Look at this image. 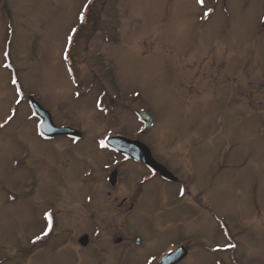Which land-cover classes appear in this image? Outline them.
<instances>
[{
	"label": "rangeland",
	"instance_id": "obj_1",
	"mask_svg": "<svg viewBox=\"0 0 264 264\" xmlns=\"http://www.w3.org/2000/svg\"><path fill=\"white\" fill-rule=\"evenodd\" d=\"M29 96L77 146L36 136ZM118 133L178 182L137 191L145 171L128 162L108 194L95 138ZM91 212L101 236L82 247ZM120 234L140 243L113 246ZM183 241L178 264H264V0H0V264H141Z\"/></svg>",
	"mask_w": 264,
	"mask_h": 264
},
{
	"label": "flooded vegetation",
	"instance_id": "obj_2",
	"mask_svg": "<svg viewBox=\"0 0 264 264\" xmlns=\"http://www.w3.org/2000/svg\"><path fill=\"white\" fill-rule=\"evenodd\" d=\"M148 131H146V132H148ZM146 132L140 133V134H145ZM109 136L110 137L111 136L112 137H126V138H129V139H135V140L139 141L140 143L145 144L144 142H142L141 140H139L137 138V135H133V137H130V136H127L126 134H122V133H120V134L119 133L118 134H107L106 136H104V138H103V136H101L99 138H95V145H96L97 149L99 151H106L108 153V155L110 156V158H111L109 164L103 165L104 170H109V173L106 174L105 177H104L105 182L108 184V188H107L108 189L107 190V193L108 194H111L112 195L111 190H113V189L119 190L121 188L122 182H121V179H120V182L118 180V177H119L118 167L124 166L128 162L138 165L140 168H142L145 171L144 173H142L139 176L138 180L135 181V186L137 187V191H139V189L143 185L147 184L148 182H150L153 179H156L159 182H161L163 184H166V185H169L171 183H175V182L177 183L178 182L176 179H172V178L171 179H165L158 172L153 171L148 165H146V164H144L142 162H139V161H137V160H135L133 158H130L127 155L121 153L120 151H117L115 149H111V148L106 147L103 142ZM55 137H57V136H55ZM55 137H53V138H46V139L45 138H41V139L43 141H50V140L55 139ZM62 137H64V138H66V139L69 140L70 147L77 146V143H79L80 140H82V137H81L80 134H76L74 136L73 135L72 136L62 135ZM153 159L156 160V158H154V157H153ZM156 161L161 164V161H159L158 159ZM85 163L86 164H84V165H85V168L86 169H85L84 173L82 174V177L88 178V177L91 176V178H94L95 173H94L93 166L89 162H87V161ZM81 183H84V182L83 181L79 182V184H81ZM178 186H180V187H178V190H177V192L175 194V199H177V198H180L181 199V197L183 195H185V194L187 195V193L184 192L185 191V189H184L185 187L183 186V183L181 181H179ZM96 195H97V192L95 191V188L89 187L87 193L85 194V196L83 198L84 199V204H86L88 210H90V211H94V209H95L94 204L92 202H93V199L95 198ZM113 198L114 199H117V198L119 199L118 204L121 203L122 205H124V202H127L128 205L134 204V206H135V204H136V198H131L130 200L127 199V198H125V197H122L121 198L119 196H113ZM134 206L130 207V209H128L127 211H130ZM92 213L93 212H91V216L89 217L90 225L92 227L91 234L89 235L87 232H83L77 238L78 244H80L82 247L88 246V243H89L90 238H92V239H98L101 236L100 225H98V223H97V221L95 219V216ZM221 218H219V219L221 220ZM223 224H224V222H223ZM53 227H56V221L55 222H52L51 229ZM219 231L221 233V229H219ZM84 235L86 236V238H84V240H80L81 237L84 236ZM113 242H114L113 246L114 245H121V244L122 245H125V246H130L132 244H137V243L139 244L140 243V239L138 238V236H130L128 238H125V237H123L120 234V235L114 237V241ZM180 245H183V246L186 247L187 253H186V255H184V257H186L188 255L189 251H190L189 248L187 247V246H190L188 243H186L184 241H183V243H180V242L179 243L170 242V243H168L165 246V249L160 250V253L158 255L151 254V255H148L147 257H145V259L143 260V262L141 264H158L159 260L166 253H168L169 251L173 250L174 248H176V247H178ZM102 250L105 251V248L104 247L103 248L97 247V248H94L91 251V253L93 254V253L96 252V253L101 254ZM181 260H179L175 264L180 263ZM139 263H140V261H139ZM128 264H136V262L135 263L134 262H131V263H128Z\"/></svg>",
	"mask_w": 264,
	"mask_h": 264
},
{
	"label": "water",
	"instance_id": "obj_3",
	"mask_svg": "<svg viewBox=\"0 0 264 264\" xmlns=\"http://www.w3.org/2000/svg\"><path fill=\"white\" fill-rule=\"evenodd\" d=\"M32 103L33 109L36 111V113L41 118L42 122L39 126V130L42 134L53 136L57 134H64V133H74L75 131L71 128H55L51 124L50 116L47 112H45L33 99H30ZM139 115L142 117L143 121L145 122V128L143 131H145L151 124V117L145 112L140 111ZM108 142V141H107ZM119 145L112 146L116 148L119 151H123L128 153L129 155L133 156L135 159L144 162L151 166L154 170L158 171L160 175L167 179H175V177L172 175L171 172H169L165 167H163L161 164H159L157 161L153 159L151 156L149 148L138 141H128L126 139H119L118 140ZM174 261V258L169 259L168 261H163L165 264L172 263Z\"/></svg>",
	"mask_w": 264,
	"mask_h": 264
},
{
	"label": "bare ground",
	"instance_id": "obj_4",
	"mask_svg": "<svg viewBox=\"0 0 264 264\" xmlns=\"http://www.w3.org/2000/svg\"><path fill=\"white\" fill-rule=\"evenodd\" d=\"M152 128H153V127H152ZM150 129H151V128H150ZM146 133H147V132H146ZM77 144H78V143H77ZM185 195H186V194H185ZM185 195H183V196L181 197V199H182L183 197H185ZM184 258H185V257H184ZM184 258H183V259H184ZM183 259H182V260H183ZM182 260H181V261H182Z\"/></svg>",
	"mask_w": 264,
	"mask_h": 264
},
{
	"label": "snow or ice",
	"instance_id": "obj_5",
	"mask_svg": "<svg viewBox=\"0 0 264 264\" xmlns=\"http://www.w3.org/2000/svg\"><path fill=\"white\" fill-rule=\"evenodd\" d=\"M198 2H199V3H203V2H204V0H198ZM233 247H234V246H233Z\"/></svg>",
	"mask_w": 264,
	"mask_h": 264
}]
</instances>
